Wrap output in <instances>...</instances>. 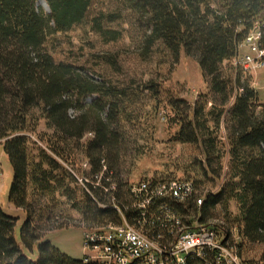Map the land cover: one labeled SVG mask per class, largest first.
<instances>
[{"label": "trees", "instance_id": "trees-1", "mask_svg": "<svg viewBox=\"0 0 264 264\" xmlns=\"http://www.w3.org/2000/svg\"><path fill=\"white\" fill-rule=\"evenodd\" d=\"M256 29L264 49V0H0V140L14 172L9 201L26 213L19 242L18 218L0 205V264H106L70 257L48 234L120 225L119 210L165 240L167 210L184 225L196 219L244 261L264 264V96L233 62ZM73 31L107 43L127 36L144 61L163 53L162 65L184 53L208 90L191 102L165 88L170 68L138 81L123 74L117 52L92 62L59 58L55 42ZM161 110L163 142L183 150L139 181L183 179L194 189L185 201L154 196L143 208L149 194H135L131 179L155 150ZM253 246L258 256L245 257ZM210 261L208 254L187 262Z\"/></svg>", "mask_w": 264, "mask_h": 264}, {"label": "rangeland", "instance_id": "rangeland-1", "mask_svg": "<svg viewBox=\"0 0 264 264\" xmlns=\"http://www.w3.org/2000/svg\"><path fill=\"white\" fill-rule=\"evenodd\" d=\"M42 5L48 10L45 3H42ZM55 43L54 48L59 58H71L80 62H86L87 60H91L92 62L93 57L117 52L120 54L123 74L135 77L138 81L158 77L160 73L166 77L165 73L170 68L172 73L169 80L164 83L165 88L173 90L176 94L187 98L191 102H194L201 92L208 90V85L203 78L197 61L192 57L186 56L184 53L181 54L176 64H172V59L171 63L168 62L162 65L163 53L155 54V57L150 61H144L138 57L135 47L131 45L130 39L127 36L116 42L107 43L92 32L85 39L80 31L69 32L67 35L60 37ZM248 54L252 55V50L250 46L244 45L240 49L239 55L242 58ZM236 59H233L234 63ZM249 71L252 74V84L257 88L261 96H264V65L262 67L252 66ZM147 103L148 101L146 100L141 102L140 105L145 106ZM164 114L165 111L161 110V113L154 121L156 125L155 138L158 140L155 150L137 163V169L132 175V182H138L144 174L152 176L156 172L159 173L165 170L164 164L179 155L183 150L181 145L170 149L163 142L169 134V126L166 124ZM179 176H181L180 173ZM13 179L14 172L12 165L4 152L3 144L0 140V205L7 214L18 218L14 234L20 242V231L26 220V213L16 208L9 201V192ZM86 231L82 227H70L50 232L48 238L54 246L65 254L75 259H83L88 254V250L84 248L83 243ZM260 251V246H253L246 250L243 255L253 258L257 257ZM29 255L34 260L38 256L37 252Z\"/></svg>", "mask_w": 264, "mask_h": 264}, {"label": "built area", "instance_id": "built-area-1", "mask_svg": "<svg viewBox=\"0 0 264 264\" xmlns=\"http://www.w3.org/2000/svg\"><path fill=\"white\" fill-rule=\"evenodd\" d=\"M260 31H252L245 42L240 45L250 46L252 55L235 57V64L249 70L252 66L264 65V49L260 47ZM241 58V59H240ZM193 183L188 180L176 179L161 181L152 185L150 179L134 182L135 194H149L140 203L146 208L152 197L160 196L185 201L193 192ZM198 199V205L202 204ZM120 225H108L99 229L87 230L84 234V248L88 250L87 259L98 260L106 264H188V257L206 258L211 254L210 264H250L244 261L235 246L226 242L213 226L202 224L193 219L190 225L181 223L175 213L167 210L166 216L170 227V238L165 240L161 234L152 236L143 229L131 225L123 213ZM90 252V253H89ZM94 253V254H91Z\"/></svg>", "mask_w": 264, "mask_h": 264}]
</instances>
